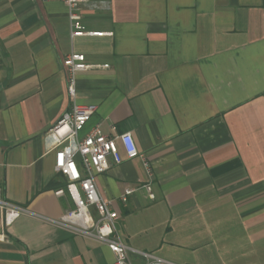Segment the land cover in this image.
Masks as SVG:
<instances>
[{
	"label": "crops",
	"instance_id": "1",
	"mask_svg": "<svg viewBox=\"0 0 264 264\" xmlns=\"http://www.w3.org/2000/svg\"><path fill=\"white\" fill-rule=\"evenodd\" d=\"M80 13L104 34L73 37L63 0H0L1 195L53 219L74 208L47 134L72 106L63 60L82 53L110 66L77 74V102L97 105L80 137L130 132L145 158L96 174L124 241L180 264H264V0H88ZM115 261L0 211V264Z\"/></svg>",
	"mask_w": 264,
	"mask_h": 264
},
{
	"label": "built area",
	"instance_id": "2",
	"mask_svg": "<svg viewBox=\"0 0 264 264\" xmlns=\"http://www.w3.org/2000/svg\"><path fill=\"white\" fill-rule=\"evenodd\" d=\"M69 8L72 24V36L103 35L89 32L82 23L81 4L88 0H63ZM109 64H93L82 53H71L63 60L67 76V92L72 99L71 109L61 115L47 134L52 149L56 150L55 168L67 178V191L74 201V208L62 217L53 219L32 212L4 198L0 193V211L4 224L11 225L17 218L30 214L42 220L61 226L74 234L93 238L106 244L115 254V264H135L131 254L144 260L143 264H180L148 251L137 250L129 246L118 229L119 214L112 200L105 199L98 190L96 174L109 169L110 159L120 164L125 158H144L138 150L130 132L114 137L107 136L100 124L95 125L84 137H80L87 123L97 111L95 104L77 102L76 77L80 72L92 69L109 68ZM150 176L152 173H148ZM149 192L151 185L144 186ZM134 189H126L121 200L126 202ZM63 190L57 192L62 194ZM153 198L154 195L150 193Z\"/></svg>",
	"mask_w": 264,
	"mask_h": 264
}]
</instances>
